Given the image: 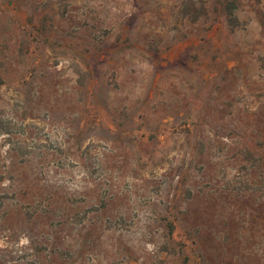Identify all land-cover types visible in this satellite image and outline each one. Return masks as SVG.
Masks as SVG:
<instances>
[{"label":"rangeland","instance_id":"1","mask_svg":"<svg viewBox=\"0 0 264 264\" xmlns=\"http://www.w3.org/2000/svg\"><path fill=\"white\" fill-rule=\"evenodd\" d=\"M0 264H264V0H0Z\"/></svg>","mask_w":264,"mask_h":264},{"label":"trees","instance_id":"2","mask_svg":"<svg viewBox=\"0 0 264 264\" xmlns=\"http://www.w3.org/2000/svg\"><path fill=\"white\" fill-rule=\"evenodd\" d=\"M192 19H195V17L191 16Z\"/></svg>","mask_w":264,"mask_h":264}]
</instances>
